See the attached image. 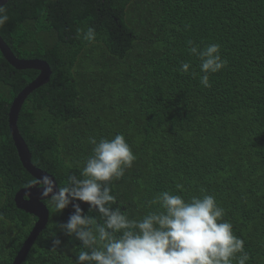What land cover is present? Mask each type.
Wrapping results in <instances>:
<instances>
[{
  "label": "trees",
  "instance_id": "1",
  "mask_svg": "<svg viewBox=\"0 0 264 264\" xmlns=\"http://www.w3.org/2000/svg\"><path fill=\"white\" fill-rule=\"evenodd\" d=\"M3 6L8 20L0 36L10 50L51 68L17 118L34 166L63 187L69 175L80 176L90 137L122 133L136 160L111 182L113 207L139 219L158 207L146 201L159 192L186 200L213 195L244 240L246 264H264V0H8ZM88 27L96 32L92 43L77 31ZM188 40L221 46L227 65L210 74L211 87L190 74L199 73L200 62ZM182 63L191 64L189 73L180 71ZM37 74L14 68L0 52V264L12 263L36 220L14 202L33 177L19 161L8 110ZM43 203L47 223L21 264H74L88 249L59 234L71 208L58 213L49 198ZM54 234L66 246L54 250Z\"/></svg>",
  "mask_w": 264,
  "mask_h": 264
},
{
  "label": "clouds",
  "instance_id": "2",
  "mask_svg": "<svg viewBox=\"0 0 264 264\" xmlns=\"http://www.w3.org/2000/svg\"><path fill=\"white\" fill-rule=\"evenodd\" d=\"M7 20L5 7L0 5V27ZM77 31L89 43L95 41L93 28ZM187 45L189 54L200 62L199 73L190 74L198 77L203 87H211L210 74L227 65L220 44L200 47L188 40ZM191 67L182 63L180 71L189 73ZM89 143L91 155L79 177L69 175L67 184L58 187L53 177L44 174L27 185L38 188L58 213L71 208L67 220L58 224L59 234L73 237L88 249L79 252L74 264H246L250 259L244 240L234 235L233 225L224 220L225 210L213 195L186 200L166 190L146 201L149 208L158 207L139 219H129L119 206L113 207L117 201L111 182L125 175L136 156L122 133L111 139L90 137ZM175 187L183 191V185ZM51 245L54 250L66 246L58 234L53 235Z\"/></svg>",
  "mask_w": 264,
  "mask_h": 264
},
{
  "label": "water",
  "instance_id": "3",
  "mask_svg": "<svg viewBox=\"0 0 264 264\" xmlns=\"http://www.w3.org/2000/svg\"><path fill=\"white\" fill-rule=\"evenodd\" d=\"M8 0H0V5H4ZM0 52L4 59L16 69H35L38 71L37 76L29 82L22 90H20L16 96L12 99L8 110V127L9 132L16 149L19 161L24 169L33 177L38 178L44 174H48L46 171L34 166L31 162V154L27 148L25 141L23 140L18 127L17 118L21 106L26 99L27 95L38 88L39 86L48 82L51 75V68L49 64L42 59L38 58H19L10 50L6 42L0 36ZM51 176V175H50ZM52 177V176H51ZM38 188L23 187L19 189L14 195V202L19 209L33 215L35 222L28 233L26 239L23 241L18 252L16 253L11 264H21L24 260L27 252L31 248L38 234L45 227L48 220V209L43 203Z\"/></svg>",
  "mask_w": 264,
  "mask_h": 264
}]
</instances>
